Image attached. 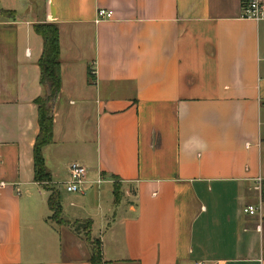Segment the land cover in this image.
<instances>
[{
	"label": "crops",
	"instance_id": "obj_1",
	"mask_svg": "<svg viewBox=\"0 0 264 264\" xmlns=\"http://www.w3.org/2000/svg\"><path fill=\"white\" fill-rule=\"evenodd\" d=\"M241 2L0 0V264H90L87 222L104 264H264V21ZM44 23L60 63L47 184L86 169L82 194L59 191L61 227L33 179Z\"/></svg>",
	"mask_w": 264,
	"mask_h": 264
},
{
	"label": "trees",
	"instance_id": "obj_2",
	"mask_svg": "<svg viewBox=\"0 0 264 264\" xmlns=\"http://www.w3.org/2000/svg\"><path fill=\"white\" fill-rule=\"evenodd\" d=\"M13 16V13H5ZM34 33L42 41V50L37 62L39 69V81L44 89V97L36 99L34 104L37 107V125L38 133L32 149L33 163V179L37 183L44 185L50 181V177L46 172L42 157V149L51 144L52 128H53V110L52 106L55 102L60 90L59 78V34L58 28L54 24H36L33 26ZM44 187L49 193L47 199V207L51 212L52 218L61 216L60 195L59 191L47 184ZM118 199V193L115 190V200ZM260 200L264 204V181L260 186ZM88 230L90 223H84ZM90 264H104L101 258L100 243L95 241L90 245Z\"/></svg>",
	"mask_w": 264,
	"mask_h": 264
},
{
	"label": "built area",
	"instance_id": "obj_3",
	"mask_svg": "<svg viewBox=\"0 0 264 264\" xmlns=\"http://www.w3.org/2000/svg\"><path fill=\"white\" fill-rule=\"evenodd\" d=\"M241 19L255 23L264 21V0H242ZM112 13L110 11H97L95 23L110 20ZM86 169L79 164H70L68 167V181L63 185V189L68 194H82V187L85 183ZM258 189H260V184ZM243 214L248 217H254L258 214L255 206H247L243 209Z\"/></svg>",
	"mask_w": 264,
	"mask_h": 264
},
{
	"label": "rangeland",
	"instance_id": "obj_4",
	"mask_svg": "<svg viewBox=\"0 0 264 264\" xmlns=\"http://www.w3.org/2000/svg\"><path fill=\"white\" fill-rule=\"evenodd\" d=\"M47 185V184H46ZM46 185H42L43 187H48V186H46ZM260 186H261V183H260ZM58 189H59V191H60V193L62 192V193H64L65 191H64V189H63V186H60V187H58ZM260 190V189H259ZM260 192V191H259ZM66 193V192H65ZM64 216H60V217H57V218H52V223L54 224V225H58L59 227H61V226H66V225H68L69 223H67V222H65L62 218H63ZM74 227H75V232H76V234L77 235H81V237H82V239H83V241L85 242V244L86 245H88V247H89V249H91V247H90V245L92 244L93 245V243L95 242V240H92L91 238H90V235H89V230H88V228L86 227V225H84L83 223H78L77 225H73Z\"/></svg>",
	"mask_w": 264,
	"mask_h": 264
}]
</instances>
